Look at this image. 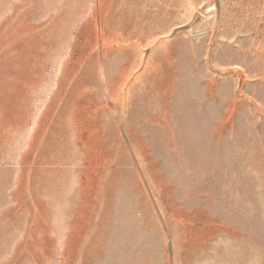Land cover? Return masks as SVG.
Wrapping results in <instances>:
<instances>
[{
    "label": "rangeland",
    "instance_id": "obj_1",
    "mask_svg": "<svg viewBox=\"0 0 264 264\" xmlns=\"http://www.w3.org/2000/svg\"><path fill=\"white\" fill-rule=\"evenodd\" d=\"M0 264H264V0H0Z\"/></svg>",
    "mask_w": 264,
    "mask_h": 264
}]
</instances>
